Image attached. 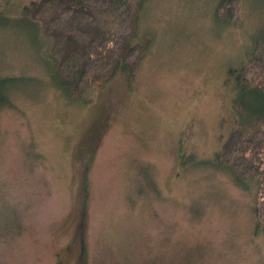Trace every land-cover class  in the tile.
Here are the masks:
<instances>
[{
  "label": "rangeland",
  "instance_id": "obj_1",
  "mask_svg": "<svg viewBox=\"0 0 264 264\" xmlns=\"http://www.w3.org/2000/svg\"><path fill=\"white\" fill-rule=\"evenodd\" d=\"M32 1L0 0V264H264V179L214 161L264 0L241 1L237 27L219 0H146L134 79L73 103Z\"/></svg>",
  "mask_w": 264,
  "mask_h": 264
},
{
  "label": "trees",
  "instance_id": "obj_2",
  "mask_svg": "<svg viewBox=\"0 0 264 264\" xmlns=\"http://www.w3.org/2000/svg\"><path fill=\"white\" fill-rule=\"evenodd\" d=\"M145 1L34 0L23 8V18L51 40V76L68 102L118 75L134 79L153 45L152 35L142 34L139 26ZM241 1L246 0H219L216 18L237 27ZM248 56L246 63L229 69L235 123L214 160L233 171L239 185L264 179V19L251 37ZM9 81L0 80V104L8 101L3 90ZM260 220L264 225L263 215Z\"/></svg>",
  "mask_w": 264,
  "mask_h": 264
},
{
  "label": "flooded vegetation",
  "instance_id": "obj_3",
  "mask_svg": "<svg viewBox=\"0 0 264 264\" xmlns=\"http://www.w3.org/2000/svg\"><path fill=\"white\" fill-rule=\"evenodd\" d=\"M83 248H81V250H82Z\"/></svg>",
  "mask_w": 264,
  "mask_h": 264
}]
</instances>
